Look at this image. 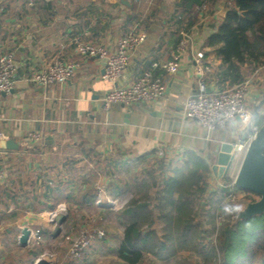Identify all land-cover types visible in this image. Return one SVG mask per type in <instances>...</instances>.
I'll return each mask as SVG.
<instances>
[{
	"label": "crops",
	"instance_id": "0c3cea01",
	"mask_svg": "<svg viewBox=\"0 0 264 264\" xmlns=\"http://www.w3.org/2000/svg\"><path fill=\"white\" fill-rule=\"evenodd\" d=\"M224 1L0 0V56L11 53L17 61L12 92L0 94V132L19 145L15 150L0 149V170L4 171L0 179V264H36L39 259L59 264L61 260L55 254L41 257L37 251L28 250L23 260L10 256V248L19 243L26 251L35 239L40 244L56 240L58 218L69 211L74 200L81 208L104 207L96 201L117 197L123 187L121 181L132 184L135 173L145 175L144 164L160 157L158 150L163 151L161 156L170 162L172 171L194 157L209 166L206 183L226 178L213 172L217 153L224 144L232 145L234 150L249 125L253 123L260 129L257 120H264V62L246 77L251 82L247 95L250 123L237 118L224 129L209 131L183 112L184 101L197 88L195 56L199 51L204 55L211 51L208 38L221 21ZM178 14L182 20L176 19ZM182 31L190 34V40L179 71L174 75L154 71L166 85L159 100L129 107L120 103L104 105L103 96L114 87L136 81L154 61L172 59ZM130 32L143 34L145 39L116 83L101 77L103 59L86 58L77 51L79 38L89 44H102L112 52L117 38ZM59 59L80 63L68 82L40 87L31 81L33 73ZM211 62L208 84L210 89H218L221 86L215 73L220 67L216 61ZM31 133H38L40 138L30 139ZM244 154H237L227 177L239 168ZM172 171L167 178L174 175ZM238 192L259 199L252 192ZM158 204L156 199L148 205L155 209ZM120 219V228L114 238L107 239L105 251L116 264H125L118 250L129 223L123 215ZM162 226L161 222L153 226L144 223L141 232L145 235L156 229L164 240ZM25 229L30 235L23 246L19 239ZM97 243L105 245L106 236L87 249ZM87 249L76 260L66 252L62 263L75 264ZM178 252L162 258L149 252L144 258L154 255L156 261L168 262L177 258Z\"/></svg>",
	"mask_w": 264,
	"mask_h": 264
},
{
	"label": "trees",
	"instance_id": "16d2710c",
	"mask_svg": "<svg viewBox=\"0 0 264 264\" xmlns=\"http://www.w3.org/2000/svg\"><path fill=\"white\" fill-rule=\"evenodd\" d=\"M196 2L201 4L203 0ZM208 46L212 49L205 53V63L211 72V61L218 63L220 68L215 74L221 87L241 82L251 75L264 62V0H225L221 21L214 26ZM263 121V118H258L257 124L262 126ZM154 160L164 168L170 166L165 159ZM173 172L174 175L165 177L161 185L157 183L160 187L156 193L159 204L155 209H150L146 202L141 203L137 199L122 214L129 223L118 250L123 262L139 264L146 253L162 258L184 249L200 255L205 262L218 258V264H264V215L224 223L218 230L215 244L205 243L203 234L208 230L201 229L202 223L197 224L192 218L190 207L193 202L188 196L191 188H197L201 181L205 183L209 166L203 160L191 157L185 164L174 166ZM146 174L152 175L148 171ZM144 179L141 173H135L134 183L123 181L121 194L119 192L116 196L127 193L135 186L139 187V180L144 186L147 185ZM234 188L251 193L237 186ZM228 211L236 218L237 207L231 205ZM155 222L164 225L161 227L165 232L164 240L158 237L156 229L142 234L141 226L144 223L153 226Z\"/></svg>",
	"mask_w": 264,
	"mask_h": 264
},
{
	"label": "built area",
	"instance_id": "2783aa9c",
	"mask_svg": "<svg viewBox=\"0 0 264 264\" xmlns=\"http://www.w3.org/2000/svg\"><path fill=\"white\" fill-rule=\"evenodd\" d=\"M177 20H182L183 16L178 14ZM180 40L172 59L154 61L151 68L145 70L142 75L129 85L114 87L103 96V103L108 106L111 103H120L124 106H132L142 103H154L159 100L166 91V85L160 76L154 74L155 70L164 71L169 75L176 74L180 69L181 57L189 45L190 34L187 31L181 32ZM145 36L140 33L130 32L120 36L116 40L114 51L109 52L102 44L93 45L77 39V51L85 56L98 57L104 60V72L101 77L104 80L116 83L126 70L132 53L143 43ZM110 54H109V53ZM197 75V88L183 103V112L186 118L196 120L199 125L209 131L224 129L230 122L239 119L242 123L248 124L251 121V112L247 105V95L251 87L250 79L232 85H226L218 89H210L207 74L211 72L205 63L203 51H199L195 56ZM80 63L69 60H56L44 66L41 70L33 73L31 81L40 86L48 87L52 84H64L75 76ZM17 71V61L13 54H3L0 56V94H9L15 85V75ZM259 127L251 123L243 140L235 144L237 154L246 152L251 141L256 137ZM30 139H39L38 133H31ZM6 140L4 133L0 132V141ZM160 155L162 150H158ZM4 176V171L0 170V179ZM220 178V177H219ZM235 183L228 192V197L233 196ZM119 201L117 198L109 197L106 202L96 201V204L104 207H114ZM63 210V208H60ZM54 217L52 213L51 218ZM105 231L95 229L82 232L75 238L68 250V256L72 260L79 259L83 252L96 240L104 238ZM60 264V263H59ZM62 264H74L73 262Z\"/></svg>",
	"mask_w": 264,
	"mask_h": 264
},
{
	"label": "rangeland",
	"instance_id": "374dc122",
	"mask_svg": "<svg viewBox=\"0 0 264 264\" xmlns=\"http://www.w3.org/2000/svg\"><path fill=\"white\" fill-rule=\"evenodd\" d=\"M155 158L165 159L166 157L160 155V157L155 156ZM156 161L157 160L151 159V161L144 164L145 170L152 173V175L145 174L142 176L145 177L144 180L147 182V185L144 186L141 180H139L137 181L139 187L135 186L121 196L112 197L117 198L119 201L114 207L92 206L90 208H81L82 205L78 206L76 200H74L69 206V211L63 213L66 219L68 216V219L61 226V232L56 236V240L47 239L44 244H40V241L35 239V241L29 242L26 251H23L19 243H17L15 246L13 245L11 247L12 249L10 248V256L21 257L23 260H26V252L28 250H33L37 251L41 257L48 254H55L57 255L56 258L61 260V262L58 263L62 264V262L65 261V254L66 252L68 254V250L75 238L82 232L102 229L105 231L106 235L105 245L102 243L99 244V242L92 248L87 249L88 251L84 254L83 259L75 264H116L111 254L106 253L105 248L109 245L107 239L110 241L114 238L120 228L121 215L127 209L128 205L137 199V201L141 203L146 202L149 205L154 204L156 193L160 189L157 183L161 185L165 177L172 171L170 170L172 169L171 165L164 168L154 163ZM238 169L239 168H236L231 172L230 177L221 180L219 183L208 184L201 181L197 188L194 187L190 190L188 197L193 202L192 207H190L192 211L191 216L194 218L195 223H202L201 229H204L205 226L204 230L209 231H205L203 234L207 242L209 241L215 244L220 226L224 223L238 220L237 216L239 211L245 209L247 204L255 199L252 195H241L235 188L233 189V192H235L233 196L228 197L227 194L231 191L230 188H232L231 186L235 180ZM123 181L125 180H122L121 184ZM154 182H156V184H154ZM89 189L91 190V187ZM91 192H93V189ZM108 198L109 197L101 198L102 203L106 202ZM231 205L239 208L236 218L233 217L229 211L227 212L228 207ZM52 231L54 232V229ZM156 258L159 257L156 256ZM156 258L154 255H151L146 259L144 258L142 263L139 264H179L180 261L184 260H186L185 264H218V258L205 262L200 255H189L184 249L178 252L177 258L168 262H159L155 260Z\"/></svg>",
	"mask_w": 264,
	"mask_h": 264
},
{
	"label": "water",
	"instance_id": "95a60500",
	"mask_svg": "<svg viewBox=\"0 0 264 264\" xmlns=\"http://www.w3.org/2000/svg\"><path fill=\"white\" fill-rule=\"evenodd\" d=\"M243 140V139H242ZM19 145L13 140L0 141V149L15 150ZM232 145L224 144L221 151L217 153V163L212 167L217 177H227L230 173L237 156V148L232 150ZM235 185L248 192L256 194L259 199L247 204L245 209L239 211L237 219H249L257 215H264V125L258 130L256 137L249 144L243 160L237 171ZM66 216L60 215L55 236L61 232V226ZM30 231L25 229L19 241L23 246L28 244ZM36 264H49L44 259H39Z\"/></svg>",
	"mask_w": 264,
	"mask_h": 264
},
{
	"label": "clouds",
	"instance_id": "9594fccd",
	"mask_svg": "<svg viewBox=\"0 0 264 264\" xmlns=\"http://www.w3.org/2000/svg\"><path fill=\"white\" fill-rule=\"evenodd\" d=\"M237 210H239V208H237Z\"/></svg>",
	"mask_w": 264,
	"mask_h": 264
}]
</instances>
